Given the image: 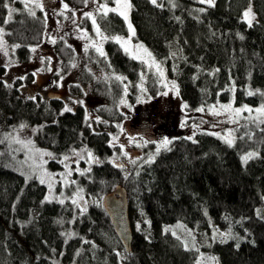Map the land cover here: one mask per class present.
Wrapping results in <instances>:
<instances>
[{"label": "trees", "instance_id": "obj_1", "mask_svg": "<svg viewBox=\"0 0 264 264\" xmlns=\"http://www.w3.org/2000/svg\"><path fill=\"white\" fill-rule=\"evenodd\" d=\"M68 2L79 8L85 4ZM250 3L256 13L251 26L243 19ZM12 7L17 12L9 20ZM131 18L135 39L169 74L177 71L180 95L189 109L226 103L233 96L238 105H264V0H216L214 7L199 0H131ZM97 21L107 35L128 33L115 12L100 14ZM1 27L7 28L10 42L20 45L16 57L29 63V46L44 40V21L26 12L20 0H0ZM57 44L67 71L74 50L62 41ZM89 58L123 78H82L84 85L97 81L94 92L106 102L98 113L108 122L104 127L115 132L113 123L124 119L118 110L124 91L128 85L130 100L139 98L146 65L111 40L106 55L91 52ZM146 76L148 94L158 96L160 76L153 71ZM20 83L0 79V264H202L200 251L173 231L176 225L192 231L215 226L224 233L225 239L211 245L220 264H264V123L240 124L233 145L206 131L194 140L177 139L153 162L125 175L114 166L113 157L121 150L112 146L111 133L92 131L84 107L66 112L60 101L24 97ZM73 90L81 92L80 87ZM151 123L127 125L147 132ZM19 124L39 126L38 144L58 161L82 148L94 155L85 174L65 189L71 193L80 186L94 199L83 212L78 207L80 216L71 202L48 201L45 185L14 168L7 138ZM248 152L255 155L245 162L242 157ZM58 161L50 162V168L61 170ZM118 184L128 191L131 253L124 250L101 206L102 197ZM70 229L75 235L67 240L65 231Z\"/></svg>", "mask_w": 264, "mask_h": 264}, {"label": "rangeland", "instance_id": "obj_2", "mask_svg": "<svg viewBox=\"0 0 264 264\" xmlns=\"http://www.w3.org/2000/svg\"><path fill=\"white\" fill-rule=\"evenodd\" d=\"M20 1L23 2L26 12L29 13V9L35 11V16L44 21L46 28L44 40L37 46H29L31 61L23 63L16 57L18 47L14 46L19 44L10 42L7 39V28L1 27L0 29H3V32L0 33V36L3 38V46L0 47V79L10 85L21 82L20 92L24 97H38L45 103L57 100L63 104L64 108L67 106L71 110L78 105L84 107L86 122L92 131L108 130L111 133L112 146L119 147L121 150V153L114 155L113 158L116 165L124 166L122 170L125 175L129 174L135 166L147 161L149 157H153L154 160L177 139L186 138L194 140L198 133L206 131L223 141L231 139V145H233L236 142L238 137L237 132L242 123L247 122L245 124H248L250 123L248 121H264V115L256 111V109L264 107V105H238L236 102H233L234 96L226 103L207 108L201 106L189 109L188 105L181 98L176 70L173 74H169L164 63L157 59L142 42L136 40L135 33L131 35L129 28L126 35H107L102 30L97 21V17L100 15L97 12V8L100 3L107 4L110 8H115L116 4L114 2L108 4L99 0H95V2L88 0L87 6L84 4V6L79 8L70 4L68 0H63V2L61 0H39L43 4V11H41L34 6L31 0H26L27 7H25V0ZM124 2L125 0H121L120 11H126L128 21L126 22L118 12L115 13L123 18L127 27L130 22L132 28L135 30L131 18V8L125 10L123 8ZM127 2L131 4V0H127ZM63 4H67L70 10L66 11ZM249 7L252 9V15L255 17L256 13L253 4L250 3ZM11 9V18L8 16L9 20L17 12L16 7H12ZM87 12L93 14L101 33L107 39H102L96 34L92 21L84 16V13ZM58 13H63V15H59ZM45 15L47 19H45ZM243 19L245 20L244 15ZM85 32L88 38H83ZM115 37H120L121 42L118 43ZM53 40H55V43H52ZM109 40L118 43L124 51L127 48L128 51L125 52L131 58L143 61L146 65V70L143 73L148 74L152 71L158 73L162 86V90L158 96H150L145 86L148 79L146 74H144L140 85V96L135 101H132L129 98L130 88L127 85L123 99H121L124 103H119L118 106V110L122 112L124 119L119 123H113V128L116 129L115 132L109 127H104L108 122L102 119L98 113V109L106 106V102L104 99L96 96L94 92V88H96L94 82L97 81L84 85L82 80L84 75H92L98 81H110L116 79V77H121L117 73L102 67L97 59L94 62L89 58L91 52L99 54L95 50L97 46L102 48V51L106 55V45ZM61 41L64 45L74 50L75 53L74 57L69 61L70 64L67 71H64V68H62L64 62H66V58L58 51L57 43ZM124 41H127V43L122 47L121 45ZM139 44H142L151 53L152 59L160 65L163 70L162 77L155 66H150L151 60L147 55L142 50L136 48V45ZM85 45L92 46L88 47L87 51H85ZM33 48L36 49L35 52L32 51ZM5 51L7 54H5ZM123 82L124 84L127 83L125 80ZM75 87H80L81 92H74L73 89ZM229 104L232 106L233 111H225L221 107L222 105ZM245 106L253 111H242L239 115L235 114V109H242ZM201 108L203 111H198ZM130 121H135L138 124L143 121L152 122V127L147 132H143V129L140 131L136 128L137 126L129 127L127 123ZM39 129L40 127L37 125L23 124H19L11 129L7 140L12 148L13 166L26 177L35 178L39 182L43 176L45 179L43 185L47 189V200L55 202L62 200L63 203L66 201L71 202L78 211L75 215L78 217L94 199L87 195L85 196L80 186L75 189V192L71 193H66L65 189L72 188L75 185L72 182L75 181L76 176L81 174V172L85 174L87 166L95 161V157L92 154L93 159L89 160L87 150H83L84 148H82L74 150L68 156V160L65 161L62 158L58 161L49 150L37 144L36 134ZM164 139L170 140L171 143L167 147H160L159 152H157V146ZM17 141H23V144ZM28 141H31V143L28 144ZM121 145H123V150L121 149ZM42 153H51L52 155H42ZM124 153H127V155H124ZM247 154L245 153L244 156ZM131 160H135L136 163L133 164ZM53 161L60 163L61 170L50 168V162ZM66 165L68 166L67 168ZM69 169H71L70 176L67 175ZM65 180L67 183L64 182ZM49 184H51V190ZM74 200L76 203H73ZM78 207L81 209V212L78 210ZM172 229L187 245L200 251V261L202 264H220L217 256L211 252V245L217 240L225 239L226 235L215 226H212L207 231H192L183 225L173 226ZM74 232V229L67 230L68 237L66 239L69 240L74 236Z\"/></svg>", "mask_w": 264, "mask_h": 264}, {"label": "snow or ice", "instance_id": "obj_3", "mask_svg": "<svg viewBox=\"0 0 264 264\" xmlns=\"http://www.w3.org/2000/svg\"><path fill=\"white\" fill-rule=\"evenodd\" d=\"M31 2L34 4V6L36 8H39L41 11H43V4L39 2V0H31ZM61 2H63V0H61ZM93 2H95V0H93ZM113 2L116 4V7L115 8H110L108 7L107 4H104V3H100L99 4V7L97 8V12L103 16H107L109 12H118L119 15L123 16V18L125 19V21L127 22L128 21V15L126 13V11H120V8H121V0H113ZM200 3H206L208 4L209 6H215V0H199ZM84 3H85V6H87V3H88V0H84ZM151 3L153 4H156L157 3V0H151ZM5 7H7V5H5ZM25 7H27V2L25 0ZM63 7L66 11L70 10L68 8V5L67 4H63ZM123 8L125 10H128L131 8V4L127 2V0H125L124 4H123ZM200 11H204V9H200ZM11 12H12V9L9 8V18H11ZM29 14L32 15V16H35V11H32L31 9H29ZM59 15H63V13H58ZM73 15H75V13H73ZM244 17H245V20L247 21V23L249 24V26H251L252 24V21L255 19V17L252 15V9L249 7L244 13H243ZM84 16L87 17L88 19H90L92 21V24H93V28H94V31L96 32V34L98 36H100L102 39H107V37H104L103 34L101 33L100 31V28L99 26L97 25V22H96V19L95 17L93 16V14L91 12H87V13H84ZM67 18V17H66ZM45 19H47V16L45 15ZM128 28H129V32L131 35H134L135 33V30L132 28V25L131 23L129 22L128 23ZM3 32V29H0V33ZM83 38H88L87 37V33L85 32L83 34ZM242 38V37H241ZM115 40L120 43L121 42V38L120 37H115ZM52 43H55V40L52 41ZM127 41H124L122 43V47L124 46V44H126ZM3 46V38L2 36H0V47ZM92 45H85V51H87L88 47H90ZM14 47H19V45H15ZM136 48L138 50H142L146 55L147 57L151 60V64L150 66H155V68L157 69V71L160 73L161 77L163 76V70L162 68L160 67L159 64L156 63V61L154 59H152L151 57V53L148 52V50L146 48H144V46L142 44H139V45H136ZM35 48L32 49L33 52H35ZM96 52L99 53L101 56H104L105 53L102 51V48L100 47H96L95 48ZM125 51L127 52L128 49L125 48ZM5 54H7V52L5 51ZM135 58V57H134ZM147 62V61H145ZM73 67H75V65H73ZM116 79L120 80V79H123L121 77H116ZM173 87H175V85H173ZM166 94V93H165ZM249 95H252L253 93L252 92H249L248 93ZM120 103H124L123 100L120 101ZM185 107H187V105H185ZM225 111H233L232 110V106L229 104V105H222L221 106ZM64 111H71L70 108H68L67 106L64 108ZM198 111H203V109H198ZM242 111H248V112H252L253 110L248 108L247 106H245L244 108H237L234 110L235 114L236 115H239ZM256 111L258 113H260L261 115H264V107H261V108H258L256 109ZM216 114H219V113H216ZM261 123H264V121H261ZM115 139V138H114ZM18 143H22L23 144V141H17ZM195 142V141H194ZM226 143L230 144L232 143V140L231 139H226L225 140ZM31 141H28V144H30ZM171 141L168 140V139H164L158 146H157V152H159L160 150V147H167L168 144H170ZM121 149L123 150V145H121ZM42 155H48V156H51L52 154L51 153H42ZM77 155H79V153H77ZM124 155H127V153H124ZM255 155V153H248L246 156L242 157V159L247 162L248 159H250L251 157H253ZM88 157H89V160H92L93 157H92V153L91 152H88ZM69 157L65 156L64 157V160H68ZM63 163V161H61ZM131 162L133 164L136 163L135 160H131ZM146 163H151L153 162V157H149V159L147 161H145ZM114 163V161H113ZM114 166H118L120 167L121 169H123V165H115L114 163ZM68 166L66 165V168ZM79 171V169H77ZM90 170V169H89ZM84 173L81 172V175H83ZM47 175V174H45ZM67 175H71V169L68 170L67 172ZM49 179H51V177H49ZM65 183H67V181L65 180L64 181ZM40 183L41 184H44L45 183V179L44 177L42 176L40 178ZM72 183H75V181H73ZM49 188L51 190V184H49ZM47 199V198H46ZM61 203H63V201L61 200L60 201ZM73 203H76V201L74 200ZM137 229L139 230V225H137ZM167 231V230H166ZM237 247H239V245H237ZM119 255V254H118ZM214 259V258H213Z\"/></svg>", "mask_w": 264, "mask_h": 264}, {"label": "water", "instance_id": "obj_4", "mask_svg": "<svg viewBox=\"0 0 264 264\" xmlns=\"http://www.w3.org/2000/svg\"><path fill=\"white\" fill-rule=\"evenodd\" d=\"M102 206L124 250L131 253L133 232L127 189L121 184L117 185L113 191L103 197Z\"/></svg>", "mask_w": 264, "mask_h": 264}, {"label": "bare ground", "instance_id": "obj_5", "mask_svg": "<svg viewBox=\"0 0 264 264\" xmlns=\"http://www.w3.org/2000/svg\"><path fill=\"white\" fill-rule=\"evenodd\" d=\"M36 142H37V140H36ZM37 144H38V142H37ZM38 145H39V144H38ZM39 146H40V145H39ZM41 147H42V146H41ZM118 185H120V184H118ZM116 186H117V185H116ZM116 186H115V187H116ZM115 187H114V189H115ZM114 189H113V190H114ZM113 190H112V191H113ZM110 192H111V191H110ZM105 195H106V194H105ZM105 195H104V196H105ZM104 196H103V197H104ZM103 197H102V200H103ZM102 200H101V202H102ZM102 207H103V206H102ZM65 236L68 237L67 231H65Z\"/></svg>", "mask_w": 264, "mask_h": 264}, {"label": "flooded vegetation", "instance_id": "obj_6", "mask_svg": "<svg viewBox=\"0 0 264 264\" xmlns=\"http://www.w3.org/2000/svg\"><path fill=\"white\" fill-rule=\"evenodd\" d=\"M74 109V108H73Z\"/></svg>", "mask_w": 264, "mask_h": 264}]
</instances>
